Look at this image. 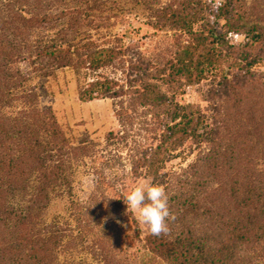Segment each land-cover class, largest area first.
<instances>
[{"label":"rangeland","instance_id":"rangeland-1","mask_svg":"<svg viewBox=\"0 0 264 264\" xmlns=\"http://www.w3.org/2000/svg\"><path fill=\"white\" fill-rule=\"evenodd\" d=\"M103 1L106 3L102 7L94 9L90 8L95 3L93 0L0 1V158L5 159L7 166L0 173V185L8 183L19 188L27 180L31 184L39 182V169L31 166L34 158L29 154L39 151V115L51 116L62 134L61 141L64 139L65 145L73 150L70 153L73 188L53 193L43 214L45 223L55 222L58 228H68L66 232L77 235L79 222L83 221L82 235L86 232L89 239L96 233H103L104 226L113 225L115 233L120 229L128 255L139 254L140 250L147 251V238L151 232L148 225H140L136 214L127 211L123 198L135 186L152 183V176L146 174L145 167L138 166L137 161L143 162L145 153L159 144L161 122L149 107L135 104L128 109L131 116L122 125L117 114L119 103L109 97L84 101L80 92L93 79L106 76H112L126 86L133 84L138 74H143L144 70L138 71L141 66L149 73L144 83L149 79L160 84L158 70L174 57L178 40L183 36H178L179 32L174 29L154 28L150 23V7L171 2L180 6L181 3L180 0ZM205 1L214 6L225 2ZM236 1L238 5L242 4V0ZM62 11L70 12L61 20L63 26L79 23L82 27L78 38H90L100 45L122 48L125 56L121 62L98 72L63 66L42 75L39 71V36H55L62 25L39 27V14ZM90 19L93 21L88 25ZM215 27L219 33L226 32L222 19ZM225 39L229 42L220 47V51L223 55L221 66L229 69L226 73L219 71L217 75L189 84L179 78L174 84L163 86L179 103L201 109L207 124L216 131V142L196 143L188 139L171 150L163 169L168 177L160 186L166 193L171 192L170 183L191 176L190 165L216 146L222 158L220 169L216 168L217 180L212 182L213 191L208 196L224 202L226 208L232 205L235 208L236 202L242 199L239 191L249 188L253 181L256 182L255 192L264 194V57L247 65L253 57L262 56L261 50L257 47L246 51L242 44L247 38L243 34L228 33ZM228 46H234L229 48L232 51L227 49ZM243 52L250 53V57L240 56ZM231 62L233 67H230ZM169 71L166 69V74ZM224 74L228 78L225 79ZM144 83L135 82L137 86ZM17 157L19 160L14 161ZM196 165L199 167L197 175H203L196 181L210 174L206 165ZM7 187L0 186V224L10 237V231L15 228H11L9 222L4 224L5 210L10 202L20 208L23 191L19 190L13 198ZM230 190L234 193V203L227 197ZM202 196H206V192ZM27 199L24 204L28 203ZM174 205L169 201L171 208ZM197 220L196 226L201 230L213 224L204 217ZM37 222L34 227L28 221L19 226V231L39 230ZM179 228L176 223L172 231L177 232ZM124 234H129L133 240L123 239ZM79 250H63L58 253V258L60 261L74 259L85 264H103L87 250ZM113 259L117 264L118 259ZM23 264L34 263L26 259Z\"/></svg>","mask_w":264,"mask_h":264},{"label":"trees","instance_id":"trees-1","mask_svg":"<svg viewBox=\"0 0 264 264\" xmlns=\"http://www.w3.org/2000/svg\"><path fill=\"white\" fill-rule=\"evenodd\" d=\"M93 1L95 3L91 9L100 8L106 3L103 0ZM241 2L238 5L236 0H225L214 6L205 0H180V6L171 2L150 7V23L154 28L174 29L179 32L178 36H183L182 40H178L174 57L163 63L162 70H158L161 83L149 79L144 83L149 73L147 68L142 69L141 66L138 71L144 70L143 74L139 73L133 84L126 86L116 78L106 76L93 79L80 92V98L84 101L109 97L119 103L117 114L122 125L131 116L128 109L135 104L149 107L153 116L159 118L162 126L159 144L145 153L143 162L137 161L138 166L145 167L146 174L152 176L153 184L166 183L168 175L163 169L171 150L177 149L188 139L196 143L216 142V131L207 124L201 109L192 104L179 103L174 95L164 90V84H174L179 78L189 84L217 75L219 71L226 73L228 68L221 66L223 55L220 47L227 46L229 41L225 36L228 33L245 35L247 39L242 44L245 50L257 47L261 50L262 56L253 57L247 65L264 57V0ZM69 14L68 11L39 14V27L62 25L55 36H39V71L42 75L63 66H71L77 71L88 69L98 72L121 62L125 52L119 46H104L90 38H78L77 35L82 32L79 23L63 26L61 20ZM219 19L225 21L226 32L223 34L215 27ZM92 21L90 19L88 25ZM232 47L228 46L227 49L232 51ZM240 56L248 58L250 53L243 52ZM230 65L233 67V62ZM238 66L242 70L241 64L238 63ZM166 69H170L167 74ZM224 78L228 76L224 74ZM136 81L144 84L137 86ZM42 116L39 115V151L29 154L34 158L31 166L39 169V182L31 184L27 180L19 188L8 183L0 185H4V188L8 185L7 190L13 198L20 191L25 197L22 196L20 200L28 198L27 204L20 201V208L10 202L5 210L4 224L8 225L9 222L10 227L15 229L10 231L11 236L8 237L0 224V264H23L26 259L34 264H85L74 259L59 260V252L74 249L87 250L103 264H114V257L118 259L117 264H264V194L255 192L256 182L253 181L249 188L239 191L242 199L236 202L235 208L233 205L226 208L224 202L211 199L208 194L213 191L212 182L217 180L216 168L220 169L222 158L216 146L201 154L195 164L190 165L193 170L191 176L184 181L180 178L170 183L171 192H167V195H170L169 201L175 203L172 208L169 206L175 218L167 221L171 224L168 234H149L147 251L140 250L139 254L128 255V248L122 243V233L120 229L115 233L113 225L104 226L101 229L103 233H96L95 237L89 239L86 232L82 235L83 221L79 222L77 235L66 232L68 228H58L55 222L46 224L43 214L51 203L53 193L73 188L70 159L73 150L65 145L64 139L61 141L62 134L52 117L48 118L46 114ZM4 161L0 158V173L7 167ZM199 163L206 165L210 174L196 181L203 176L197 175L199 167L196 164ZM204 192L206 196H202ZM235 192H238L236 188ZM227 197L234 203L231 190ZM199 217L211 220L212 226L199 229L196 226ZM37 220L39 230L19 231V226L28 221L37 227ZM176 223L180 225L177 232L172 231ZM123 239L133 240V237L124 234ZM64 240H67L66 243H63Z\"/></svg>","mask_w":264,"mask_h":264},{"label":"clouds","instance_id":"clouds-1","mask_svg":"<svg viewBox=\"0 0 264 264\" xmlns=\"http://www.w3.org/2000/svg\"><path fill=\"white\" fill-rule=\"evenodd\" d=\"M123 200L127 211L136 214L140 225H148L152 235L168 234L167 221L175 217L170 212L169 197L162 186L153 183L139 184L127 192Z\"/></svg>","mask_w":264,"mask_h":264}]
</instances>
